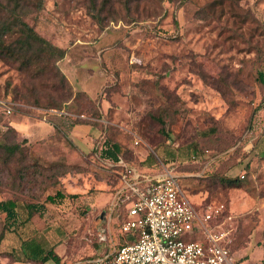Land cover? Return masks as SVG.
<instances>
[{
    "label": "rangeland",
    "instance_id": "rangeland-1",
    "mask_svg": "<svg viewBox=\"0 0 264 264\" xmlns=\"http://www.w3.org/2000/svg\"><path fill=\"white\" fill-rule=\"evenodd\" d=\"M102 14L107 18L98 24L85 0H45L37 19L26 18L67 49L58 62L64 85L48 74L28 78L0 59V98L13 109H0V142H20L27 162L55 169L49 181L30 177L19 190L15 169L4 172L0 163V201L15 200L23 219L25 204H39L29 220L21 218L38 238L55 236L71 252H87L103 231L110 235L104 250L111 252L125 240L121 216L114 214L109 230L104 222L93 225L101 204L91 206L79 197L84 194L55 204L45 197L78 192L82 176L91 178L96 168L116 170L100 147L104 139L118 141L125 160L149 153L152 170L158 160L173 169L196 207L224 203L234 216L236 264H264V0H138L128 6L110 0ZM80 83L98 85L95 97ZM50 124L53 131L46 129ZM83 125L95 133L80 142L73 130ZM106 180L110 186V174ZM2 258L13 255L0 252L5 264Z\"/></svg>",
    "mask_w": 264,
    "mask_h": 264
},
{
    "label": "built area",
    "instance_id": "built-area-1",
    "mask_svg": "<svg viewBox=\"0 0 264 264\" xmlns=\"http://www.w3.org/2000/svg\"><path fill=\"white\" fill-rule=\"evenodd\" d=\"M0 108L6 114L13 110L2 98ZM192 157L197 161L200 156ZM117 165L120 187L112 206L122 217L119 229L125 240L110 256L79 264H236L231 253L234 216L224 203L196 207L171 168L148 174L122 158Z\"/></svg>",
    "mask_w": 264,
    "mask_h": 264
},
{
    "label": "trees",
    "instance_id": "trees-1",
    "mask_svg": "<svg viewBox=\"0 0 264 264\" xmlns=\"http://www.w3.org/2000/svg\"><path fill=\"white\" fill-rule=\"evenodd\" d=\"M44 1L45 0H0V59L23 72L28 78H40L48 74V76H57L62 85H64L66 83V76L58 67V62L64 58L67 49L56 45L51 40L42 36L35 29L34 23H29L26 19L31 15L32 19H37V14L44 7ZM131 1L138 0H124V3L128 6ZM85 3L87 14L98 24H102L104 19L107 18V16H104L102 13L105 11L107 4L110 3V0H85ZM108 15H110V11ZM8 35H14V37L10 40H6ZM259 79L264 82V73L262 71L259 72ZM52 87L56 88L54 84ZM62 99L64 98H60V100ZM49 104L53 105V103ZM191 151V153L195 152L192 149ZM25 152V146L20 142H9L6 140L0 142V163L4 167L3 171L9 173L11 168L15 169L14 172L18 183L14 179L13 184H15V187L18 186L19 190H22L23 187L30 182L29 180H31V178L35 183L43 180L49 181L51 175L55 173V169L50 167L52 164L47 163V165L45 162L42 164L39 160L38 162H27L29 157ZM119 153L120 145L117 142H109L107 139H104L101 143L100 155L103 158L112 159L116 163L120 158L125 160L123 157L118 156ZM147 157L150 158V154H148ZM125 161L131 165L140 167V163L135 160ZM38 177H41V179ZM116 179L115 181H117ZM220 181L223 184L228 183L229 186L239 185L236 183V180H231L226 177H220ZM75 196V194L56 190L53 194H47L45 201L55 204L56 200L60 201L64 197L73 198ZM16 204L17 202L12 199L0 201V212L5 213L0 228V241L4 237L6 231H9L13 226V230L15 231L21 224V221L18 220ZM38 207L39 204L35 203L25 204L27 210L26 221L38 211ZM48 257L54 259L55 263H60L59 257L54 255L52 251H48L43 257V260L48 259Z\"/></svg>",
    "mask_w": 264,
    "mask_h": 264
},
{
    "label": "crops",
    "instance_id": "crops-1",
    "mask_svg": "<svg viewBox=\"0 0 264 264\" xmlns=\"http://www.w3.org/2000/svg\"><path fill=\"white\" fill-rule=\"evenodd\" d=\"M66 57L64 58V60ZM62 62L60 63L61 68L66 72V67L67 63ZM101 83V82H100ZM80 88L89 94L91 98H94L96 94V90L98 89V85L95 87V89L92 86H88L87 83H80L79 84ZM83 125L82 127H78L73 130V132H76V139L78 141H82L83 137L87 133H95V130L93 128H87V126ZM49 131H53L54 127L53 125H48L46 126ZM84 128V129H81ZM87 130V131H86ZM35 134V133H33ZM36 135H38L36 133ZM112 142H117L120 145V153L118 156H121L122 153V146L118 141H112ZM84 148V147H83ZM162 151V154L165 155L163 152L164 149H160ZM149 154V153H148ZM148 154H143L144 156H140L137 162L140 163L141 167H137L140 170L148 173V174H159L163 170V166L165 165L162 163V161H159V166L157 169L152 170V167L155 166V163L153 159L148 158ZM172 154V153H171ZM169 155V153L167 154ZM166 158H168L166 156ZM164 158L163 161H166L168 159ZM136 161V160H135ZM104 162V161H103ZM108 162L110 163L111 166L117 167V163L113 161L112 159H106L105 158V163ZM167 164V163H166ZM99 168L94 169V172L91 173V178L90 177H84L82 176V181L80 182V190L78 192H68L69 194H75L78 195L80 193L84 194L81 197L84 199L86 203L91 204V206L94 205H99V214L98 217L95 219V223L93 225L98 226L101 223H105L107 227L112 226L113 224V218L114 216V208H113V202H114V197L116 193L118 192V188L120 187V183L118 181L119 178V172H120V167L118 166L116 170H113L112 172H109L107 170L103 171L102 169L98 170ZM110 174V186L108 185L107 182V175ZM82 175V174H81ZM90 178V179H89ZM112 179V180H111ZM115 179L117 181H115ZM84 183V184H83ZM110 188V189H109ZM110 190V191H109ZM78 197V198H79ZM24 207V206H23ZM23 210L25 211V217H27V210L24 207ZM16 212L18 215V220L21 221L22 215L19 213V204H16ZM104 212V218L103 220L101 219V214ZM1 214H4V212H0ZM3 216V217H4ZM23 219V218H22ZM24 218L23 220H25ZM28 224L25 223L24 225H19L15 231L13 230L14 226L10 228L9 231H6L4 233V237L0 241V252L4 251H9L13 255L12 260H5L8 258H2L1 263L5 264H54V259L48 257V259L43 260V257L47 254L48 251H52L54 255H57L60 259V263L63 264H79L83 260H89L93 258H104L110 256V254L113 252V250L110 252V250L106 251L104 250V247L106 246L108 240L110 241V235L109 238H107L106 234H102L103 231L98 233L100 235L97 238V244L95 246L90 245L89 249L87 252H82L80 251H70L67 248L64 247L63 242H61V239L58 237L53 236L52 240L49 238H38L35 236L33 233L28 232ZM11 238V244L9 245V238ZM123 242V241H122ZM121 243H118L120 245Z\"/></svg>",
    "mask_w": 264,
    "mask_h": 264
},
{
    "label": "water",
    "instance_id": "water-1",
    "mask_svg": "<svg viewBox=\"0 0 264 264\" xmlns=\"http://www.w3.org/2000/svg\"><path fill=\"white\" fill-rule=\"evenodd\" d=\"M174 176H176V175L174 174ZM100 216H101V219L103 220V218H104V212H102V214Z\"/></svg>",
    "mask_w": 264,
    "mask_h": 264
}]
</instances>
